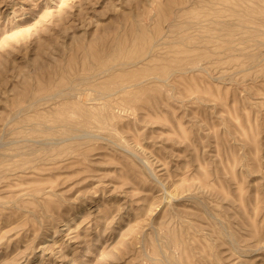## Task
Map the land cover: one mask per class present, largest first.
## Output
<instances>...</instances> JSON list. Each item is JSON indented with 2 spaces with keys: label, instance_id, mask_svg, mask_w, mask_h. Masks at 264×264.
<instances>
[{
  "label": "rangeland",
  "instance_id": "obj_1",
  "mask_svg": "<svg viewBox=\"0 0 264 264\" xmlns=\"http://www.w3.org/2000/svg\"><path fill=\"white\" fill-rule=\"evenodd\" d=\"M0 264H264V0H0Z\"/></svg>",
  "mask_w": 264,
  "mask_h": 264
},
{
  "label": "bare ground",
  "instance_id": "obj_2",
  "mask_svg": "<svg viewBox=\"0 0 264 264\" xmlns=\"http://www.w3.org/2000/svg\"><path fill=\"white\" fill-rule=\"evenodd\" d=\"M70 91H71V90H70ZM70 91H68V92H70ZM68 92H67V93H68ZM72 92H73V91H72ZM58 93H60V92H58ZM58 93H57V94H58ZM63 94H64V93H63ZM65 94H66V93H65ZM52 96H53V95H52ZM53 97H54V96H53ZM51 98H52V97H51Z\"/></svg>",
  "mask_w": 264,
  "mask_h": 264
}]
</instances>
